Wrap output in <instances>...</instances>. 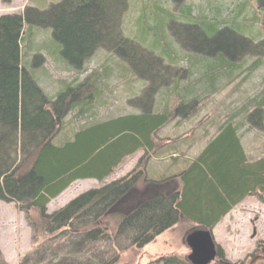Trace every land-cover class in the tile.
<instances>
[{
    "label": "trees",
    "instance_id": "1",
    "mask_svg": "<svg viewBox=\"0 0 264 264\" xmlns=\"http://www.w3.org/2000/svg\"><path fill=\"white\" fill-rule=\"evenodd\" d=\"M12 1L0 0L5 5ZM116 1L118 9L113 14L116 25L110 27L107 37L103 36L105 30L100 19H105V14L111 16V9L101 12L93 0H62L50 6L44 13L48 21L46 27L52 31L47 54L62 66L75 69L79 64L73 66L76 62L88 60L99 48L117 56V49L111 48L114 46L127 51L129 60L120 56V61L129 70L123 64L122 67L132 72L136 56L133 49L137 45L122 33L115 34L116 28L120 29L128 1ZM247 1L249 4L246 5L245 0L239 2L232 12L234 17L228 15L226 20H207L200 8L192 5L184 7L180 16L183 21L204 23L213 32L218 24L235 21L249 7L250 16H245L243 21L256 20L253 24L259 27L258 36H261L252 39L253 46L264 49V0ZM121 3L125 8L120 14ZM29 11L32 10L27 8L19 15L0 16V201L17 204L32 228L35 240L43 239L19 264H117V257L108 259L109 255L100 247L109 243L115 252L121 251L123 245H118L115 235L128 240L125 249L129 246L140 249L155 235L181 222L210 232L243 199L255 194L264 195V158L254 161L247 158L238 135L241 123L232 117L202 144L195 158L189 162L184 159L182 168L167 163L156 175L146 167L148 159L161 149L155 145L161 142L162 147L168 146V151L177 150L158 137L176 117L174 107L168 102L161 111H154L148 101L147 108L138 109L134 114L94 122L75 131L71 139L61 145L53 143L63 118L75 107H85L92 97V92L84 98L78 90L85 86L88 93L93 87L87 84L86 78L66 85L53 97L43 92L35 77L34 68L38 66H31V59L26 63L23 60L22 51L28 53L31 50L33 30L40 28L29 19ZM206 15L218 17L219 12L211 10ZM153 38L154 43L163 42L162 36L156 39L153 35ZM39 53L33 54L32 60L40 57ZM173 55L169 61L175 64ZM152 57L160 67L161 61ZM218 57L230 69L224 68L217 79L222 75L228 77L234 60L226 61L224 55ZM146 64L152 65L148 61L140 65ZM175 76L181 77L178 72L170 73L173 86L169 92L178 97ZM152 90H145L146 95L149 96ZM198 104L200 101L196 97L187 101L181 98L180 107L191 106L182 117H192ZM252 107L253 111L243 117V121L250 122L251 116L256 114L263 122L264 98L254 102ZM139 150L143 151L142 157L124 177L78 195L51 214L46 212L49 201L72 183L86 179L102 182L125 158ZM170 157L177 162L176 156ZM165 184L170 186L169 189L164 187ZM58 236L62 237V243L53 245ZM117 247L120 250H116ZM256 251L261 259L257 264H264V242L257 243ZM216 253L221 259L219 248ZM0 264H7L1 255Z\"/></svg>",
    "mask_w": 264,
    "mask_h": 264
},
{
    "label": "rangeland",
    "instance_id": "2",
    "mask_svg": "<svg viewBox=\"0 0 264 264\" xmlns=\"http://www.w3.org/2000/svg\"><path fill=\"white\" fill-rule=\"evenodd\" d=\"M61 1L13 0L9 5L0 3V16L22 14L27 8L32 10L27 15L31 22L40 28L33 30V44L32 47L29 46L31 50L29 49L28 53L22 51L23 60L26 63L31 59L30 65L38 66L34 68L35 77L48 97L55 96L66 85L81 82L86 78L87 84L93 87L88 93L85 86L78 90L84 98L91 92L92 97L88 99L85 107L77 106L63 118L62 126L57 127L58 132L53 143L61 145L65 140H70L75 131L94 122L134 114L138 109L147 108L148 101L154 111H161L168 102L174 107L176 117L160 131L158 137L177 150L168 151V146L162 147L161 142L155 145L161 149L146 163V167L150 168L154 175L162 172L167 163L182 168L184 159L189 162L195 158L202 144L212 138L219 126L231 117L241 123L238 135L247 158L250 161L264 158V120L262 122L258 115L253 114L250 122L243 121V117L253 111V103L264 98V56L261 55L264 49L254 48L255 42L252 41L261 36H258L259 27L253 24L256 20L243 21L245 16H250L251 9L247 7L235 21L218 24L213 32L208 30L204 23L195 20L183 21L184 18L180 16L184 7L192 5L199 7L207 20H226L228 15L229 18L234 17L232 12L242 0H127L120 29L116 28L115 34L122 33L121 35L137 45L133 49L136 56L135 60L133 59L135 67L131 69L132 72H128L127 65L120 61V56L129 60L127 51L114 46L111 48L117 49L118 57L111 51L99 48L88 60L76 62L73 66L79 64L75 69L62 66L58 60L48 55L52 31L46 27L48 21L44 13L50 6ZM93 1L101 12L111 9V16L105 14V19H100V24L105 30L103 36L107 37L110 27L116 25L113 14L118 9V2ZM246 4H249L247 0ZM119 5L121 14L125 6L122 3ZM211 10L218 11V17L207 16ZM160 30L162 34L159 33ZM153 35L156 39L162 36L163 42L156 41L155 44ZM36 52H40V57L32 60ZM57 53L61 57L60 52ZM172 53L175 64L169 61ZM152 55L161 61L160 67H157ZM219 55H224L226 61L229 59L234 62L231 65V74L228 77L222 75L217 79L224 68L230 69L223 65L224 60L220 59ZM147 61L152 65H140L141 62ZM171 72H178L181 76L174 77L175 84H178V97L169 92L173 86L172 80L169 79ZM140 78L144 81L139 80ZM209 79L212 81L207 82ZM163 84L167 85L162 86ZM156 86L158 87L155 88ZM153 88L155 89L152 90ZM149 89L153 92L150 91L147 96L146 91L149 92ZM195 97L200 104L194 107L192 117L184 119L182 116L190 111L191 106L180 107L181 98L187 101ZM262 115L264 116V107ZM166 150L168 152H165ZM142 155L143 151L139 150L125 158L102 182L92 179L75 181L62 194L49 201L46 212L51 214L78 195L124 177L136 167ZM170 156H176L177 162L170 160ZM190 227L187 223H178L152 237L140 249L134 246L125 249L128 240L118 235L115 237L118 245H123L121 251L115 252L109 243H103L100 247L109 255L108 259L117 257V264H191L187 259L188 242L193 236L188 230ZM212 236L221 250L222 258L209 264H257L261 259L256 245L258 242H264V195L255 194L243 199L215 226ZM42 240H35L33 230L24 213L18 210L17 204L0 201V255L4 262L19 264ZM55 240L57 242H53V245L63 241L61 236ZM116 250H120L119 247ZM168 260L171 262H167Z\"/></svg>",
    "mask_w": 264,
    "mask_h": 264
},
{
    "label": "water",
    "instance_id": "3",
    "mask_svg": "<svg viewBox=\"0 0 264 264\" xmlns=\"http://www.w3.org/2000/svg\"><path fill=\"white\" fill-rule=\"evenodd\" d=\"M188 247L191 253L189 260L193 264H207L213 255V247L207 233H193L188 242Z\"/></svg>",
    "mask_w": 264,
    "mask_h": 264
},
{
    "label": "crops",
    "instance_id": "4",
    "mask_svg": "<svg viewBox=\"0 0 264 264\" xmlns=\"http://www.w3.org/2000/svg\"><path fill=\"white\" fill-rule=\"evenodd\" d=\"M165 185H167V184H165ZM165 188H167L166 186H164Z\"/></svg>",
    "mask_w": 264,
    "mask_h": 264
}]
</instances>
